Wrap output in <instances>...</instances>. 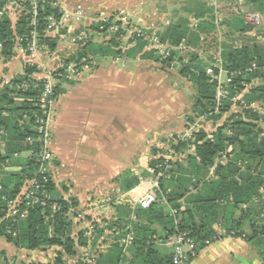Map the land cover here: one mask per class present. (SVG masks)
<instances>
[{
	"label": "trees",
	"instance_id": "obj_1",
	"mask_svg": "<svg viewBox=\"0 0 264 264\" xmlns=\"http://www.w3.org/2000/svg\"><path fill=\"white\" fill-rule=\"evenodd\" d=\"M44 1L49 3L53 0ZM241 1L250 6L249 10L259 11L258 13L264 17V0ZM3 2L4 0H0V8ZM219 2H222V12L225 9L226 15H222L218 24L214 22L216 15L212 5L192 2V18L197 21L195 30L190 28L192 20L182 18L157 33L158 44L164 45L165 50L168 51L166 61L162 60L158 50L145 51L146 44L141 42L139 37H136L134 45L125 51L118 48L117 43H93L83 40L80 59L89 56L98 59L105 57L132 59L138 56L141 60L166 63L174 68L177 66L173 64L179 63L178 73L190 80L196 93L193 110L199 107L204 114H210L209 112L214 110L213 99L217 86L215 82L210 83L205 71L213 65L214 56L218 54L222 69L228 76L233 74L229 85L231 90L241 92L251 79H258L260 82L259 86L244 94L241 101L248 105L254 102L264 104V44H258L257 36L249 34L250 29L257 28L244 24L240 12L242 6L238 4V0H219ZM206 4L207 6L209 4L211 12L199 7H205ZM38 12L39 23L36 31L41 32L45 25L42 19L57 12L49 4L40 6ZM29 20L30 16L26 15L16 22L17 34L29 35ZM109 23L114 22L110 20ZM11 25V20L8 19L0 24V62L9 61L13 56L14 31ZM217 26L219 33L222 34V42L216 44L218 51L216 50L214 56H206L207 58L200 56L199 52L194 50L200 49L199 44L204 41L201 37L207 38L211 33H215ZM262 26L264 29V21L258 28ZM243 37H247L250 42L242 43ZM129 44L132 45L131 42ZM183 44L189 53L185 63L179 57V49H177ZM252 64H256L257 68L249 72ZM35 72L34 68L26 67L23 76H19L0 89V130L4 132V135H0V139L6 142L4 154H0V165L9 164L19 168L5 174L0 181V238L18 250L46 251L55 247L58 251L49 264H64L66 263L64 257H74L77 247H87L88 243L82 232L76 234L73 231L76 200L59 196L51 179L48 182H41V189L49 195L48 203L44 207L27 206L26 217L23 220L13 221L5 218L7 202L22 196L27 182L34 176L37 168L33 152L39 151L40 144L33 142L27 145L25 139L27 137L35 139L36 121L41 113L35 102L36 91L21 87L24 81L31 83L28 76ZM57 74L51 73L56 81L59 80ZM43 81L40 79L36 83L41 84ZM59 87L62 88V85L60 84ZM60 93L61 90L56 86L53 98H58ZM227 111V108L222 109V112ZM257 117H259L257 114L252 113L246 114L245 119L256 122ZM253 122L244 121L241 117L234 118L232 115L231 119L211 134V139L204 129H199L193 132L189 139L180 140L176 146H172L175 152L185 154L182 161L167 162L162 158L148 162L142 176L157 180L158 199L160 202L163 199L169 208L177 210V217L180 218L178 224L175 225L173 218L170 217L169 208L166 210L160 202L153 203L147 209L118 206L115 221L109 227L110 234L104 235L102 231H98L95 240L91 243V246L95 247L101 237L112 239L109 245L106 239L103 240L104 247L98 255L96 264H123L127 258L124 256L122 240L130 231L133 239L127 252L132 255L134 262L132 261L131 264H155L152 259L155 251L153 246L155 235L166 240L167 236L186 232L201 250L204 248L201 243L217 232L214 228L219 221L222 223V229L228 233L234 232L235 237H242L245 233L242 228L247 223L250 232L243 235L244 239L259 248L264 255V224L255 217L262 211L264 204L261 203L263 207L259 205L260 208L256 209L253 203L254 199H260V188L264 187V131L256 128ZM23 152H29L30 156L21 157ZM222 159H225L224 164L217 163ZM165 162V167L160 166ZM214 166L215 177L206 181L208 170ZM138 184L137 176L126 171L120 185L123 191H128ZM242 205H246V208L242 209ZM52 206H55V209H52ZM131 215L135 216V221L130 220ZM128 224H131L130 230L126 228ZM114 226H117V232H111ZM6 227H10L16 235H6ZM2 255V260H5L4 253ZM159 264H172L171 255L169 260L163 258Z\"/></svg>",
	"mask_w": 264,
	"mask_h": 264
},
{
	"label": "rangeland",
	"instance_id": "obj_2",
	"mask_svg": "<svg viewBox=\"0 0 264 264\" xmlns=\"http://www.w3.org/2000/svg\"><path fill=\"white\" fill-rule=\"evenodd\" d=\"M192 2H205L212 5L214 15H216L215 24L220 22L222 15H226V13L224 14L225 9L222 12V2L217 0H66L65 3L60 2L63 5L59 3L62 5L60 7L64 9V17L58 22L57 29L36 31V43L39 46L43 44L46 46L43 51L36 53V57L40 58V63L43 64L41 66L46 69L44 71L46 73L42 72V77L37 76L38 78L45 79L52 77L51 73H58L59 80L53 83L61 90L60 84L63 88H69L73 84L93 77L102 82V85H106V81H109V84L114 83V90L121 95L120 99L124 100L122 102L124 107H127V100L132 103L138 101L137 106L141 108L140 115L144 116V122H141L142 126H139L140 122L132 117L131 150L125 153V156H128L125 157L126 164L120 166L117 164L114 168V177L125 169L142 175L141 170L147 169V164L151 160L153 162L162 158L175 159L172 146L179 143V137L187 132L192 125L194 128V125L197 124L196 131L204 129L206 132H215L218 127L231 119L232 115L234 118L241 117L244 121L253 122L245 117L246 114L255 113L259 116L257 117L258 121L252 124H255L256 128L264 129V104L254 102L253 105H250L252 103L248 105L237 99L241 97V95L238 97L240 93H247L255 86H259L258 79H251L239 93L231 90L228 86L226 88L227 98L221 102L218 108L214 104L217 95L216 89L213 99L214 110L210 111V114H204L199 107L195 110L196 112L193 110L196 93L190 80L183 78L178 73L179 63H174L173 65L177 66L174 68L172 65L169 67L166 63L141 60L138 56L132 59L126 57L98 59V57L92 56L80 59L83 40L93 43H117L119 44L118 48L125 51L133 46L134 39L139 37L138 39L146 44L145 51L158 50L162 60L166 61L168 51L164 49V45L158 44L157 33L182 18H188V21L192 20L190 28L195 30L197 21L192 18ZM238 4L245 10L250 9V6L245 5L241 0H238ZM208 6L206 4L205 7H199L210 11ZM110 20L114 23L110 24ZM96 29L98 31H95ZM219 31V26H217L215 33H211L207 38L202 36L201 39L203 38L204 41L199 44L200 49L194 51L199 52L200 56H214L218 51L216 44L222 42V34ZM249 34L257 36L258 44H264L263 26L256 30L250 29ZM81 37L82 42H78V38ZM241 41L242 43L250 42L247 37H243ZM184 46L185 44L177 49H179V57L185 63L189 53ZM220 78L222 84V77ZM225 108L228 111L222 112V109ZM134 133L141 137L140 141L138 139L135 141ZM126 141L125 139V146ZM105 169L92 167V178L103 176L102 172ZM147 186L144 184L142 187ZM130 199L132 200V197ZM115 201L116 199H112L110 195L109 198L98 200L95 204L104 206L106 209L107 204H112ZM88 207L90 206H85L83 210L89 211ZM73 231L76 232L75 227ZM0 251H2L1 248ZM5 252L0 253V264H42L36 261L39 255L17 260V256L13 253ZM3 253L5 260H2ZM40 257L39 259L43 260L44 256ZM54 258L55 253L51 251L48 256H45L43 262L49 264ZM69 260L64 264H76L74 257H69Z\"/></svg>",
	"mask_w": 264,
	"mask_h": 264
},
{
	"label": "crops",
	"instance_id": "obj_3",
	"mask_svg": "<svg viewBox=\"0 0 264 264\" xmlns=\"http://www.w3.org/2000/svg\"><path fill=\"white\" fill-rule=\"evenodd\" d=\"M53 1H58L56 3L58 8L64 12V9L60 7L63 4L60 2L65 3L66 0ZM59 3L62 5H59ZM64 6L73 7L71 5ZM13 22L15 23V21H11L12 25ZM12 52L13 56L9 61L0 62V89L19 76H23L26 67L36 70L35 73L28 76L29 78L43 79L37 77H42V72L46 70L44 66H41L43 64L40 63L41 59L36 57L37 54H30L17 46L12 48ZM106 83V85H102V82L91 77L73 84L69 88L62 87L61 93L53 104L52 118L49 125L50 147L52 151L51 182L55 185L56 193L59 196H62L64 199L73 198L76 200L77 208L73 211L74 227L76 234L82 232L83 237L87 238L88 243L87 247H77L74 256L76 264L79 262L96 264L98 255L104 247L102 245L103 240L106 239L107 244H111V238L101 237L95 247L91 246L98 231H102L104 235L110 234L109 227L115 221L116 207L127 206L131 207V209H147L153 203L160 202L157 194L159 190L157 180L151 177L144 178L136 172H131L130 169H125L114 177V168L117 164L119 166L126 164L125 161L127 159L125 157L128 156H125V153L131 150L130 132H132L133 128L131 119L132 117L137 119L136 121L140 122L139 126H142L141 122H144V116L141 117L140 115L141 108L137 106V100L134 103L127 100V107H124L122 104L124 100H121V95L115 92L114 83L109 84V81H106ZM244 94L246 93L239 94L241 97L238 101L241 103H243L241 99ZM206 133L209 135L213 131ZM134 135L135 141L137 139L138 141L141 140L138 134L134 133ZM125 139L127 140L126 146ZM5 149L6 142L0 139V154H4ZM173 155L176 158H172L169 161H182L185 156V154L176 153L175 151ZM20 156L28 157L30 153L23 152ZM217 163L224 164L225 159ZM94 166L106 168L107 171L105 169L102 172L103 176L92 178V167ZM18 169L9 164L0 165V181L5 174ZM143 170L141 171L143 172ZM126 171H130L133 175L137 176L139 184L128 191H123L120 184L124 179ZM214 171L215 166L208 170L207 177L205 178L206 181L215 177ZM144 184L148 186L143 188ZM260 194V199H254L253 201L256 209H259L260 206L263 207L261 203L264 204V187L260 188ZM110 195L116 201L112 202V204H107L106 209L104 206L101 207L95 204L98 200L109 198ZM131 197L132 200L130 199ZM259 201L260 203H258ZM83 203L88 204L84 205ZM160 203L168 210L169 206L163 199ZM85 206H90L87 209L89 211L83 210ZM241 208H246V205H242ZM261 210L260 213L256 210L259 215L254 216L256 220L262 221L261 224H264V208ZM134 219L135 216L131 215L130 220L135 221ZM221 225L222 223L219 221L216 227H213L214 230L217 232L223 230L227 233L226 230L222 229ZM126 228L130 230L131 224H128ZM242 230L245 232L243 235L250 232L247 223L243 226ZM113 231L117 232V226L111 229V232ZM243 235L242 237L227 236L205 246L195 257L190 259L188 264H264L263 253L259 248L245 240ZM129 236H132L131 231L122 240L124 256L127 258L123 264H131L133 261L131 253L127 252L130 244L126 245V240ZM153 240L155 251L152 259L154 263L159 264L163 258L169 260L172 249L166 240H162L159 235H155ZM0 248L2 250L0 253L4 251L11 252L17 256V260L38 255L39 257L44 256L43 260H45V256H48L49 252L53 251L56 253L58 251L55 247L46 251L36 250L31 252L18 250L11 244L6 243L2 238H0ZM39 257H37L36 261L44 264L43 260L39 259ZM64 260L70 261L69 257H64ZM32 261L35 262L33 259Z\"/></svg>",
	"mask_w": 264,
	"mask_h": 264
},
{
	"label": "built area",
	"instance_id": "obj_4",
	"mask_svg": "<svg viewBox=\"0 0 264 264\" xmlns=\"http://www.w3.org/2000/svg\"><path fill=\"white\" fill-rule=\"evenodd\" d=\"M44 4H49L52 8L56 9V14L43 18L44 22V29L49 30H56L57 24L59 21H61V18L64 17V12H62L58 5L54 1L45 2L44 0H4L3 5L0 8V24L3 20H11L15 21L13 22V25H11V29L14 31L13 36V47H21L26 52H29L30 54H36L39 51H43L44 47H46L44 44L42 46H39L36 43V27L39 23L38 15H39V8L40 6ZM244 24L251 28H258L262 22L264 21V17L255 11L251 10H245L244 8L240 9ZM26 15L30 16V20L28 23V27L30 28V33L28 36L25 35H16V22L19 19L24 18ZM82 37L78 38V42H82ZM25 45V46H24ZM163 46V45H162ZM165 49V46H164ZM214 63L212 66H209L205 74L210 79V83H216L217 88V95L215 96V106L218 108L223 102L227 96L226 88L231 84L232 82V76L233 74H228L222 69L221 66V59L218 54H216L214 58ZM257 66L256 64H252V66L249 69V72H253L256 70ZM217 70V73L216 71ZM264 70V68H263ZM222 77V84H221V78ZM224 77V79H223ZM31 83H28L26 81L22 82V88H30V90H35L37 97L35 98L36 104L39 106L40 111V118L37 119L36 123V137L35 139H32L31 137H27L25 139V143L27 145H31L33 142H37L40 144L39 151L33 152V156L37 163V168L34 171V176L29 179L27 182V186L22 196L18 199H14L11 201H8L6 204L5 209V218L12 219L13 221L20 219L23 220L26 217L25 208L27 206L32 205H39L44 207L48 203L49 195H47L45 190L41 189V182H48L51 179V161H52V151L50 147V130L49 125L51 121L52 116V108L55 100L53 98L54 95V88L56 86L53 79V77L45 78L44 81L41 84L36 83L35 81H38L37 79L33 80L29 78ZM225 81V82H224ZM57 82V81H56ZM10 84V83H9ZM8 84V85H9ZM42 85V86H41ZM240 95H238L239 97ZM240 100V98H237ZM234 100V98H233ZM250 105H253L250 104ZM196 124V123H195ZM197 124L189 127V130L185 132L181 137H179V141L183 139H189L190 135L193 132L196 131ZM195 129V130H194ZM0 135H4V132L0 130ZM208 138H212V135L209 134ZM169 160H167L168 162ZM160 166H166V162L163 164H160ZM143 202V201H141ZM52 209H55V206H52ZM170 217L173 218L174 224L177 225L180 218L177 217V210L170 209ZM6 235L15 236V231L11 230L10 227H6L5 230ZM233 237L235 236L234 232H225L223 230L218 231L209 239L204 240L201 244L203 247L210 245L211 243L220 240L224 237ZM132 236H129L127 238V244H131L132 242ZM167 244L171 247V261L172 264H188L190 259L195 257L197 253L200 251V247L194 240H192L189 235L186 232H180L175 234L174 236H167L166 238Z\"/></svg>",
	"mask_w": 264,
	"mask_h": 264
}]
</instances>
